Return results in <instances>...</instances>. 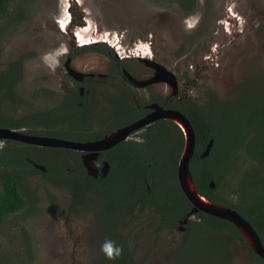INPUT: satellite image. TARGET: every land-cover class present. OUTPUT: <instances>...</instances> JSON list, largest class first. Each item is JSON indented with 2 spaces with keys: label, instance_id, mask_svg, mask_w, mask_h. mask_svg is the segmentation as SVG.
<instances>
[{
  "label": "rangeland",
  "instance_id": "rangeland-1",
  "mask_svg": "<svg viewBox=\"0 0 264 264\" xmlns=\"http://www.w3.org/2000/svg\"><path fill=\"white\" fill-rule=\"evenodd\" d=\"M15 1L23 7L20 16L14 10ZM15 1H10L11 12L0 21V69L22 61L15 88L21 100L10 109L14 117L48 114L62 100L63 87L69 83L64 51L72 36L69 30L68 34L60 31L57 19H68V11L75 23L82 21L74 24L73 30L86 25L90 33L111 42L118 33L125 49L142 40H153L160 61L178 76L187 73L188 78H194L201 58L216 48L217 58L211 67L204 69L200 80L195 79L193 91L202 103L206 97L201 86L222 103H239L243 93L264 90V0H197L190 14L180 8L178 0ZM76 63L87 70L105 68L107 58L85 53ZM12 104L0 95V112L9 113ZM39 124L44 125L34 126ZM248 140L236 152L226 184L220 188L234 201L238 198V179L245 169L255 166L246 152ZM3 145L0 139V149ZM27 191L34 193L35 206L25 218L14 215L1 226L0 264H100V258L105 257L101 245L114 233L113 229L105 233L98 225L96 194H87L78 211H69L67 186L35 171L28 176ZM184 226L180 230L178 225L168 224L154 207L140 203L118 223L120 236L114 237V243L118 241L131 252L134 264H264L254 257L249 245L230 232L209 230L211 242L222 247L208 250L206 246L212 247V243L207 233L204 237L194 233L191 238V226Z\"/></svg>",
  "mask_w": 264,
  "mask_h": 264
},
{
  "label": "trees",
  "instance_id": "trees-1",
  "mask_svg": "<svg viewBox=\"0 0 264 264\" xmlns=\"http://www.w3.org/2000/svg\"><path fill=\"white\" fill-rule=\"evenodd\" d=\"M12 0H0V21L6 18L11 12ZM15 1V0H13ZM26 1V0H25ZM19 16L23 7L13 2ZM180 8L186 13H192L197 0H178ZM0 24V62L2 57ZM21 59L10 63L7 70L0 69V95L3 101L14 102L8 107V112H0V127L20 129L28 127L25 131L30 134L58 136L64 139L85 141L96 139L101 135L93 133L75 132L66 135L60 130L52 129L64 123L69 117L84 120L87 115L84 113L85 106H78L70 103L68 109L55 108L48 114L30 113L14 117L11 108H16L20 102L16 94V84L21 78ZM258 97H252L250 102L244 99L239 103L224 104L215 102L210 109L207 107L179 108L191 120L196 131V150L191 160V170L198 190L210 198L213 202L221 203L239 211L256 228L264 244V90L260 91ZM19 99V100H17ZM84 111V112H83ZM71 120V119H70ZM37 123H43L39 124ZM172 123V124H171ZM172 125V126H171ZM46 126V129L43 127ZM171 128H173V133ZM168 135L163 142L165 153H134L129 158V164L125 173L131 177L130 189L122 187L126 182L119 177V185L116 186L114 166L110 174L103 180L93 179L94 186L88 192L80 190V182L89 184L90 177L83 179L85 167L82 164L80 153H67L65 148L40 147L37 145L23 143L16 140H4L0 149V229L8 218L14 215H21L25 218L35 206V195L28 192V176L31 171L40 172L49 180L63 183L71 192V203L80 199V194L95 193L100 203L97 222L101 231L110 233L111 219L118 214L123 218L125 211L122 208H133L138 201L146 202L154 207L159 214L168 220V224L179 226L181 219L192 209V203L183 193L177 176V164L184 148V135L181 128L174 122H167ZM173 137V138H172ZM214 139V145L207 157H201L209 140ZM248 138L246 152L248 158L254 163L253 167L245 169L235 185V193L238 195L236 201L229 198V193L220 190L227 172L232 168L236 152L239 150L245 139ZM72 157L74 164H70L67 158ZM104 157L113 162L112 153H104ZM34 163L42 164L46 170L37 169ZM41 170V171H40ZM126 175H124L125 177ZM214 179L216 187L210 186ZM91 192V193H90ZM118 212L117 214L115 213ZM197 219H189L188 225L192 228L191 238L194 233L204 237L209 230L223 234L230 232L241 238L246 244L242 234L231 221L215 217L205 212H198L194 215ZM118 218V219H119ZM117 219V220H118ZM114 226V225H113ZM118 226V224L116 225ZM23 228L22 233L27 241L28 235ZM119 233V230L117 231ZM114 233V232H113ZM116 239L120 234H111ZM109 238L116 241V239ZM28 242V241H27ZM206 246L208 250L215 247V242ZM121 247V255L115 259L106 257L100 258V264H134L133 256L128 249L117 241ZM248 245V244H247ZM193 246V244H192ZM2 241L0 240V249ZM222 245H216V250ZM254 257L264 263V258L255 252Z\"/></svg>",
  "mask_w": 264,
  "mask_h": 264
},
{
  "label": "flooded vegetation",
  "instance_id": "flooded-vegetation-1",
  "mask_svg": "<svg viewBox=\"0 0 264 264\" xmlns=\"http://www.w3.org/2000/svg\"><path fill=\"white\" fill-rule=\"evenodd\" d=\"M67 9L69 10V6ZM68 14V19H57V25L60 31L68 34L67 30H69L72 36L68 41V47L64 51L66 56L64 62L65 75L68 77L69 83L63 87V98L55 108L68 109L70 103L77 104L80 107L85 106L87 111L83 112L87 115V118H84V120L74 119V117L66 119L64 123L57 126L63 128L60 131L64 134L69 136L75 132H80L101 135L96 139H87L82 142L95 141L137 122L158 108H174L183 112L180 109L182 107L193 109L200 106L210 109L211 105L217 102L210 94L211 91H207L203 86H201V93L205 94V103H202L198 98V94L193 91L196 89L195 79L200 80L201 74H204V69L207 68L208 70L211 67L210 63L217 58L216 54L218 51L216 48L212 49L213 51L211 50L210 55L201 58V61H199L200 68L196 71L194 78H188L187 73L178 76L175 71L160 61L159 53L157 52L158 48H156L153 40H142L125 49L118 33L113 38L114 42L113 40L111 42L105 37L90 33L91 28L86 25L78 26L76 30H73L74 24L80 25L79 23L82 21L75 23L76 21L74 22V18L72 19L69 11ZM85 53L105 56L107 58L106 67L92 68L91 70L83 69L82 66L76 63V59L79 55ZM68 59L70 60L67 65L66 61ZM160 66L170 70L175 75L176 87L168 83L166 78L162 76L159 71ZM254 96L258 97L259 95L257 93L250 95L243 93L240 95V100L244 99L246 102H250L252 101L250 99ZM179 106L181 107L179 108ZM168 121L173 122L166 118H157L133 130L125 139L111 148L103 150L94 161V166L101 170L104 161L109 162L110 171L104 177L101 176V172H99L98 176H92L88 173L82 160L84 153H90L88 150L81 151L65 148L69 150L67 152L69 154L80 153L82 164L85 167V174L82 178L87 179L90 177L91 179V182L87 185L84 182H80V190L88 192L90 187L96 184L93 179L103 180L110 174L113 166L116 178L115 185L117 187L120 186L119 177L121 179L124 178L126 182L122 183L121 186L127 187V190H129L133 180L125 173L129 158L134 153H165L162 141L168 135ZM16 130L26 132V127ZM171 130L173 133V128ZM104 153H112L114 158L112 163L104 157ZM67 160L70 164H74L72 157H68ZM35 167L37 166L35 165ZM124 175L126 176L124 177ZM93 194L95 193L93 192ZM68 195L71 199V192ZM86 195L85 193L80 194V199L75 201L76 203L73 205L68 204L67 209L71 211L74 208L72 212L78 211L79 207L84 205L82 202ZM140 203L149 205L146 202H137V204ZM99 209L100 203L96 196V211L98 212ZM122 210L125 211L122 219H125L133 212L134 207L122 208ZM115 213L117 214L118 212L115 211ZM119 217L120 215L118 214L111 219V228L113 227L114 234H119L117 232L118 226H116L122 220Z\"/></svg>",
  "mask_w": 264,
  "mask_h": 264
},
{
  "label": "water",
  "instance_id": "water-1",
  "mask_svg": "<svg viewBox=\"0 0 264 264\" xmlns=\"http://www.w3.org/2000/svg\"><path fill=\"white\" fill-rule=\"evenodd\" d=\"M69 60L70 59L66 61L67 65ZM159 71L162 76L166 78L168 83H171L174 87H176V77L170 70H166L160 66ZM157 118H166L175 122L181 128L185 139L184 148L177 164V176L183 193L192 203V209L184 219L180 220L178 228L180 230H184V225L188 223L189 219H191L195 213L200 211L231 221L242 234L250 248L258 256L264 258V244L260 234L252 223L235 208L213 202L210 198L198 190L191 170V160L196 150V131L190 119L178 109L158 108L156 111L148 114L146 117L138 120L137 122L95 141L82 142L56 136L34 135L22 130L7 127H0V139L16 140L42 147L69 148L81 151L88 150L90 153H84L82 156L83 163L86 166L88 173L92 176H98L99 172H101V176L104 177L110 171V164L108 161H104L101 170L94 166V161L99 157L100 153L125 139L133 130L138 129ZM213 145L214 139L211 138L206 145L205 150L202 151L201 157H207L210 154ZM35 165L41 170H46V167L42 164ZM210 186L212 188L216 187L214 179L210 181Z\"/></svg>",
  "mask_w": 264,
  "mask_h": 264
},
{
  "label": "clouds",
  "instance_id": "clouds-1",
  "mask_svg": "<svg viewBox=\"0 0 264 264\" xmlns=\"http://www.w3.org/2000/svg\"><path fill=\"white\" fill-rule=\"evenodd\" d=\"M101 252L108 259H115L121 255L122 249L111 240H106L101 245Z\"/></svg>",
  "mask_w": 264,
  "mask_h": 264
}]
</instances>
